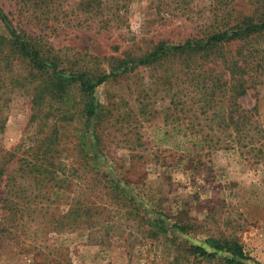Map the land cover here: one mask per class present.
Wrapping results in <instances>:
<instances>
[{
	"label": "rangeland",
	"instance_id": "obj_1",
	"mask_svg": "<svg viewBox=\"0 0 264 264\" xmlns=\"http://www.w3.org/2000/svg\"><path fill=\"white\" fill-rule=\"evenodd\" d=\"M212 1L132 0L128 27L112 32L53 23L43 27L29 15L18 16L14 0L0 2L24 30L43 36L70 62L94 67L92 58H100V68L109 70L110 58L147 50L160 41L181 44L197 36L209 23ZM235 4L237 11L249 14V0ZM159 71L141 69L130 79H110L96 90L107 115L92 127L97 139L90 144L99 166L81 153L78 104L70 112L65 107L45 108L49 116L40 120L32 117L30 97L12 93L0 148L19 160L10 169L18 180L15 185L22 182L20 166L33 159L46 170L65 173L71 183H48L42 189L44 200L29 196L32 204L13 241L3 245L0 264H225L228 254L208 248V238L238 241L253 258L248 264H264L263 168L232 152L197 148L193 142L206 135V119L187 95H179L182 102L176 111L170 87L155 80ZM239 102L246 110L257 107L264 128V84ZM102 174L135 199L139 213L124 207L100 180ZM5 182H0V221ZM76 202L86 212L78 220L69 216ZM144 218L164 221L170 228L168 239H150ZM191 246H203L216 257H196L189 252Z\"/></svg>",
	"mask_w": 264,
	"mask_h": 264
},
{
	"label": "trees",
	"instance_id": "obj_2",
	"mask_svg": "<svg viewBox=\"0 0 264 264\" xmlns=\"http://www.w3.org/2000/svg\"><path fill=\"white\" fill-rule=\"evenodd\" d=\"M14 1L18 16L29 15L40 26L51 28L49 24L53 23L99 32L127 28L126 14L132 3V0H75L74 4L69 0ZM235 3L236 0H213L209 23L197 36L181 44L160 41L147 50L126 52L122 58H110L113 63L105 70L100 68V58H92L96 63L94 67L87 62H70L43 36L24 30L15 14L6 12L0 2V134L6 128V111L13 100L12 93L30 97L35 110L32 117L40 120L49 116L45 108L65 107L70 112L71 107L77 108L78 104L83 125L78 130L81 153L99 166V157L92 155L93 144H90L93 137L97 139L92 127L94 122L100 125L107 115L105 105L95 96L96 90L110 79L124 76L130 79L141 69L161 70L155 80L159 86L170 87L171 105L176 111L182 102L179 95H187L191 106L206 119L202 126L206 135L193 142L197 148L207 152L219 149L232 152L264 170V128L257 118L258 109L246 110L239 102L250 90L264 84V0H249V14L237 11ZM48 112L53 113V110ZM13 158L14 155L4 154L0 148V182L6 179L0 252L6 242L13 241L12 236H16L22 226L25 211L32 204L29 196L34 194V199L44 200L42 189L48 183L55 186L71 183L65 173L46 170L39 160L33 159L20 166L17 173L22 182L16 186L18 180L10 169L19 160L13 161ZM100 180L116 193L124 207L132 206L133 211L139 213L135 199L115 180L104 174ZM30 186L37 190L36 194ZM69 216L75 220L86 216L81 203L74 204ZM144 220L150 239H168L170 228L164 221ZM176 228L188 232L185 226ZM206 245L216 252H226L225 264L253 261L238 241L208 238ZM189 252L203 259L216 257V252H209L203 246H191Z\"/></svg>",
	"mask_w": 264,
	"mask_h": 264
}]
</instances>
